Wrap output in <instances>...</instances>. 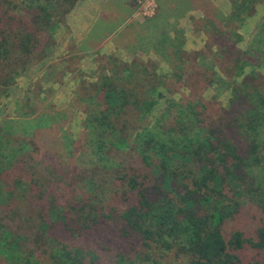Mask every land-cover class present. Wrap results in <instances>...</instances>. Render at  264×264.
<instances>
[{"label": "trees", "instance_id": "trees-1", "mask_svg": "<svg viewBox=\"0 0 264 264\" xmlns=\"http://www.w3.org/2000/svg\"><path fill=\"white\" fill-rule=\"evenodd\" d=\"M81 1L0 0V99L55 56ZM193 1L204 14L199 51L185 49L183 32L170 36L166 8L115 37L169 69L125 64L83 82L73 106L88 141L58 148L68 136L51 104L0 124V264H264V20L246 49L240 33L264 0H229L228 15ZM134 4L117 6L118 23ZM72 55L47 65L45 81H61L82 59Z\"/></svg>", "mask_w": 264, "mask_h": 264}, {"label": "rangeland", "instance_id": "rangeland-1", "mask_svg": "<svg viewBox=\"0 0 264 264\" xmlns=\"http://www.w3.org/2000/svg\"><path fill=\"white\" fill-rule=\"evenodd\" d=\"M103 1L104 0H88L86 4L80 6L78 9V11L81 13L80 17L83 15H86V17H89V15H95L96 10ZM122 1L125 2L126 0ZM133 1L135 2V4L133 5L132 9V19H128L123 27L129 26L131 22L135 21L144 22L145 20L156 19L162 13L161 9L166 7L165 5L168 0H165L163 6L159 4L160 0ZM225 3L226 5H224L222 2H219L222 10H226L227 8V2L225 1ZM101 9H103V7L99 8L98 11H100ZM122 10L123 12H125L126 7H123ZM76 16L77 14L71 18L72 21H70L69 23L67 22L68 24H61L57 30L60 42V45H58L59 51L57 52L59 62L62 61V59H65V57L67 56V48L70 47V45L73 44L75 47H77L76 43H80V41L82 40V32L79 28V24L76 23L78 20V17L75 18ZM191 17L196 20L199 19V15L197 13L195 15H192ZM193 18L188 19L187 22L182 21V23L180 24V27L182 28L185 27L186 24L188 25L190 34L187 35L188 37L184 38L185 49L188 52L201 50L206 41L204 33L202 35L198 31V35L196 32H194V27L197 29V27H199L200 25H198L199 23L195 25V23L193 22ZM263 20L264 2L258 6L257 12L253 16V18L249 20L242 29H240V33L244 37V42L243 44H241L242 49H246L248 45L253 41V38ZM106 33L107 31H98L97 33L98 35H100L97 37V40H105L103 48H101L100 51H98L94 55H85V58L81 63L80 59H78V57L76 56L75 63L77 64H73L72 66H70L71 70L74 71L73 73H70L69 71V75L67 74L65 77L62 76L61 81H59L60 75L55 74V72L53 73V82H55V80H58V82H55L58 84H50V82L47 81H43L42 83V78L45 75L47 62L43 65L41 64L37 66L33 70H30L28 73L20 75L17 80V84L12 89L11 93L7 96H3L0 99V124L5 122L4 120L19 119L18 117L22 113L39 115L42 110H45L46 108H48V105L51 104V106L53 107L52 114L54 113V109L57 112L62 111V124L64 123V126L61 128V134L64 133L66 134V136H68L66 137V139L59 141L56 146L58 148H61L63 145L66 147L70 146L68 140L82 143L84 141H88V131L84 127V116L80 113V111L74 108L73 103L75 91L79 89L83 82H86L88 84L94 83L96 81V77H100L106 73H109L111 75L110 71L113 70L122 72V70L124 69L123 65L125 64H141L151 61L154 66L158 67L159 69H169V64L165 62V60H163L161 56H158L154 51H151V49L147 50L144 44L141 43L139 45H136L135 50H131L130 48L123 46L119 47L118 49L112 38L106 39ZM137 34L139 36V32H137ZM170 36L174 38V32L170 33ZM91 43L92 42H90V44ZM81 44L82 43L77 45L80 46ZM68 58H70V56ZM72 58H74L73 55ZM60 73L61 71L59 72V74ZM37 85H39L41 88L37 87ZM39 89H41L40 95L37 93ZM47 95L50 98L47 99ZM226 95V92H218L214 89H210L206 92L207 98L216 97L221 102H225L227 100L228 96ZM171 99L172 95L167 93L157 106L158 110L156 109V113L160 115L162 111L165 110L168 104L167 101ZM37 103H39V105L43 103L44 106H41V108L40 106L35 108ZM28 104L32 109L25 106ZM155 117L156 116L153 115L152 119H155Z\"/></svg>", "mask_w": 264, "mask_h": 264}, {"label": "crops", "instance_id": "crops-1", "mask_svg": "<svg viewBox=\"0 0 264 264\" xmlns=\"http://www.w3.org/2000/svg\"><path fill=\"white\" fill-rule=\"evenodd\" d=\"M132 1L133 0H126L125 2H123L122 0H104L101 3V5L98 7V9L102 8V7H103V9H101L100 11H98V9H97L96 10L97 14L95 13V15H89V17H86V15H83V16L80 17L81 13L78 11L79 7L84 5V4H86V2H88V0L87 1L86 0H82L81 2H79L77 7L68 16L66 24H68L70 21H72L71 18L77 14V16L75 18L78 17V20H77L76 23L79 24V28H80V30L82 32L81 33L82 40L80 41V43H82V44L79 46L77 44H80V43L77 42L76 43L77 47H75L73 44L70 45V47L67 48L68 54H66L67 55L66 57H69L70 54H73V56L81 55L82 56V59L80 60V63H81L82 60H84L85 55H94L95 53L100 51L101 48H103L105 40L104 39L97 40V37L100 36V35L97 34L98 31H107L108 35H107L106 39L112 38L113 42L116 44L117 48L119 49V47H121V45L117 44V42L115 41V37L117 35H119V33H121V31H123L125 28L128 27V26L127 27H123L124 26V24H123L124 21H127V20H124V21L120 22V19H119V23H118L117 20H116V17H113V14L116 13L117 11H119V8L122 9L123 7H126V9H127V7L131 4ZM208 1L211 2L216 8H218L224 14L228 15L230 13V11H231V6H230L229 0H208ZM225 1L227 2V6H226L227 8H226V10L225 9L222 10V7L219 5V2H222L224 5H226ZM164 2H165V0H160L159 4L161 6H163ZM193 2H194L193 0H168L167 1L166 5H165L166 7H164V8L168 9V11L171 10L170 14L166 18V24H167L168 32L172 33V32H175V31H180V32L184 33L185 37H188L187 35L190 34L189 29H188V25L186 24L185 27H183V28L180 27V24L182 23V21H184V22L186 21L187 22L188 19L193 18L191 16L195 15L196 13L199 15V19L196 20V19L193 18V22L195 23V25L197 23H200L203 20V17H204L203 12L200 9L195 8ZM109 8H111V9L109 10ZM114 8H116V9H114ZM164 8L161 9V12H162V10H164ZM175 9H177V10H175ZM107 10H109V12H106ZM130 12H131V9L127 11V14H128L127 16L128 17L130 16ZM123 13H125V12H123ZM113 20L117 24L115 26L116 28L113 29V30L110 29L109 27L106 28L107 24H109ZM152 20H154V19H152ZM145 21L148 22V21H151V20L149 19V20H145ZM135 22L144 23L143 21H140V22L139 21H135ZM135 22H133V23H135ZM195 29L196 28L194 27V32H196L198 34V31H199L203 35V31L199 27H197L196 30ZM57 42H58V45H60L58 34H57ZM90 42L94 43V45H95L94 49H89L90 48L89 47ZM70 49L73 50V51H71ZM58 51H59V49H58V46H57V50H56L55 56L53 58H51L47 62V65H49V67H50V65L51 66H55V65H57L59 63V58L57 57V52ZM151 51H154V50L151 49ZM64 68H66V66H60L58 71L62 72V70ZM65 70H67V71H66V73H65V75L63 77H65L69 73V71H70V73H73V71L71 69L68 70V68H66ZM45 73H46V68H45ZM45 79L46 78H45V75H44V77L42 78V83H43V81H45ZM55 82H58V81H55ZM55 82H53L51 80L50 84H58V83H55ZM41 84H40V86H41ZM40 86L37 85V87H39V88H40ZM47 97L50 98L48 95H47Z\"/></svg>", "mask_w": 264, "mask_h": 264}]
</instances>
